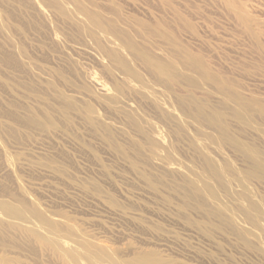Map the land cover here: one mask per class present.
<instances>
[{"label": "rangeland", "instance_id": "obj_1", "mask_svg": "<svg viewBox=\"0 0 264 264\" xmlns=\"http://www.w3.org/2000/svg\"><path fill=\"white\" fill-rule=\"evenodd\" d=\"M0 264H264V0H0Z\"/></svg>", "mask_w": 264, "mask_h": 264}]
</instances>
